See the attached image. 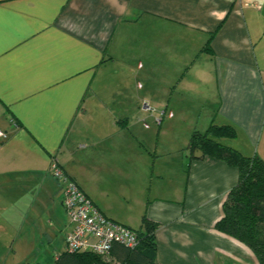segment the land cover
Listing matches in <instances>:
<instances>
[{
    "label": "crops",
    "instance_id": "obj_1",
    "mask_svg": "<svg viewBox=\"0 0 264 264\" xmlns=\"http://www.w3.org/2000/svg\"><path fill=\"white\" fill-rule=\"evenodd\" d=\"M195 101L203 131L234 127L225 145L249 156L264 141V0H0V264L65 251L53 158L109 219L157 224V263L258 264L213 228L236 168L185 147L175 164L132 129L155 118L161 136L164 110Z\"/></svg>",
    "mask_w": 264,
    "mask_h": 264
},
{
    "label": "trees",
    "instance_id": "obj_2",
    "mask_svg": "<svg viewBox=\"0 0 264 264\" xmlns=\"http://www.w3.org/2000/svg\"><path fill=\"white\" fill-rule=\"evenodd\" d=\"M208 38L203 51L212 54ZM236 131L229 124L210 123L205 131H193L185 147L189 159L212 157L236 168L238 180L222 203L221 217L214 229L247 247L258 264H264V160L258 156H245L237 149L222 143L233 139ZM157 224L142 218L137 231L138 244L128 248L114 244L112 261L90 251L68 252L59 255L54 264H159L156 261L155 230Z\"/></svg>",
    "mask_w": 264,
    "mask_h": 264
},
{
    "label": "built area",
    "instance_id": "obj_3",
    "mask_svg": "<svg viewBox=\"0 0 264 264\" xmlns=\"http://www.w3.org/2000/svg\"><path fill=\"white\" fill-rule=\"evenodd\" d=\"M48 172L61 184V203L72 224L65 236L66 251H90L108 257L114 244L137 246V231L106 217L55 158L50 161Z\"/></svg>",
    "mask_w": 264,
    "mask_h": 264
},
{
    "label": "rangeland",
    "instance_id": "obj_4",
    "mask_svg": "<svg viewBox=\"0 0 264 264\" xmlns=\"http://www.w3.org/2000/svg\"><path fill=\"white\" fill-rule=\"evenodd\" d=\"M136 82H138V80H136ZM133 85L137 86L138 84L135 83ZM163 85H166L165 82H163ZM142 86H144V83L141 81L140 87ZM204 90H207L206 96L210 98V101L216 102L214 83L208 84V87L204 88ZM203 108H201V106H199L196 101L194 103L190 102V105L188 107H186L185 105L168 106V108L164 110V115L162 118L163 130L161 136L154 133L155 130L159 127L155 118L148 117L137 119L135 120L136 124L133 125L132 129H138L142 133V139L145 145L144 148L148 149L156 144L157 152H165L169 151L170 149L176 151L177 153H175L172 157V162L175 164L177 162V164H179L181 157L183 158L184 156V151L182 148L186 147L189 131L193 129V125H196L195 127H197V129L202 132L208 123L210 112L208 111L206 106ZM159 113L160 111L158 112V114H156L157 117H159ZM2 135L3 134H0V136ZM262 142L264 141H261L259 143L258 140V142H255V144H253L249 157L259 155L256 152L260 151L262 145H264L262 144ZM167 160L170 161L171 159ZM103 259L106 261H112L111 256L103 257Z\"/></svg>",
    "mask_w": 264,
    "mask_h": 264
}]
</instances>
